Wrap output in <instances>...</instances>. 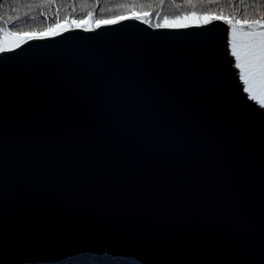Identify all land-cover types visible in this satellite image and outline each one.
I'll return each instance as SVG.
<instances>
[{"label":"water","instance_id":"obj_1","mask_svg":"<svg viewBox=\"0 0 264 264\" xmlns=\"http://www.w3.org/2000/svg\"><path fill=\"white\" fill-rule=\"evenodd\" d=\"M227 27L126 18L0 50V264H264V109Z\"/></svg>","mask_w":264,"mask_h":264},{"label":"trees","instance_id":"obj_2","mask_svg":"<svg viewBox=\"0 0 264 264\" xmlns=\"http://www.w3.org/2000/svg\"><path fill=\"white\" fill-rule=\"evenodd\" d=\"M189 14L201 17V24L220 19L228 26L247 29L264 25V0H0V38L6 32L26 41L53 36L57 30L94 29L126 18L152 27L171 26ZM55 264L140 263L105 255H82Z\"/></svg>","mask_w":264,"mask_h":264},{"label":"snow or ice","instance_id":"obj_3","mask_svg":"<svg viewBox=\"0 0 264 264\" xmlns=\"http://www.w3.org/2000/svg\"><path fill=\"white\" fill-rule=\"evenodd\" d=\"M232 31V54L236 57V66L241 69V77L245 79V83L249 82L244 75L245 67L248 68L250 76H264V31L245 33L240 51H237L236 30L233 28Z\"/></svg>","mask_w":264,"mask_h":264},{"label":"rangeland","instance_id":"obj_4","mask_svg":"<svg viewBox=\"0 0 264 264\" xmlns=\"http://www.w3.org/2000/svg\"><path fill=\"white\" fill-rule=\"evenodd\" d=\"M199 19H201V17H199L197 14H189L182 20V22H178L177 24L171 25V26L167 25V26H161V27H184V26H189V25H200L202 21L199 22L198 21ZM204 19L205 18H203V20ZM205 23H202V24H205ZM155 27H159V26H155ZM228 27L229 28H235V29H238V30H241V31H258V32L259 31H264V25H255L253 27L250 26L247 29L244 28V27H240V26H228ZM76 28H81V27H76ZM72 29H74V28H72ZM81 29H83V28H81ZM65 30H69V29H64L63 31H65ZM57 31L58 32L56 34H59V33L63 32V31L59 32V30H57ZM41 38H43V37H41ZM24 42L25 41H24L23 37H20V36H17V35H12V34H9V33L5 32V33H2L1 38H0V50H2V51L13 50V49L17 48L19 45H21ZM241 45H242V43H240V41L238 40L237 46H241ZM240 50L241 49L237 48V51H240ZM246 74L248 76H250L247 67H245V70H244V75H246ZM253 78H254V84H255L254 85V89L256 90V94L255 95L257 97L256 100L259 103L264 104V76H261V75L257 74ZM255 95H253V96H255Z\"/></svg>","mask_w":264,"mask_h":264},{"label":"bare ground","instance_id":"obj_5","mask_svg":"<svg viewBox=\"0 0 264 264\" xmlns=\"http://www.w3.org/2000/svg\"><path fill=\"white\" fill-rule=\"evenodd\" d=\"M235 29V28H234ZM86 30H91V29H86ZM233 28H225V32L228 36V40H229V43H230V46H232V42H233ZM236 30V36H235V40L236 42H238V40L240 41V43H243L244 39H245V33H248V32H258V31H241V30H238V29H235ZM260 32V31H259ZM237 48L241 49V46H237ZM232 49V47H231ZM235 60H236V57L234 56ZM236 64H237V60H236ZM238 70H239V73H240V76H241V69L238 67ZM245 77L248 78V83H245V79L241 77L244 85L246 86L247 90L249 91L250 95L252 96L254 102L256 103V105L262 109H264V104H261L259 103L256 99V90L254 89V76H248L247 74L245 75ZM255 95V96H253Z\"/></svg>","mask_w":264,"mask_h":264}]
</instances>
